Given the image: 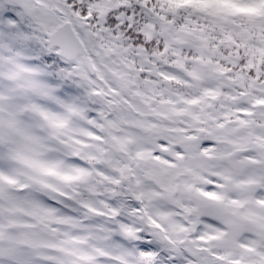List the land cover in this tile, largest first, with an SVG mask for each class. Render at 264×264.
Segmentation results:
<instances>
[{"label":"snow or ice","instance_id":"obj_1","mask_svg":"<svg viewBox=\"0 0 264 264\" xmlns=\"http://www.w3.org/2000/svg\"><path fill=\"white\" fill-rule=\"evenodd\" d=\"M0 264H264V0H0Z\"/></svg>","mask_w":264,"mask_h":264}]
</instances>
